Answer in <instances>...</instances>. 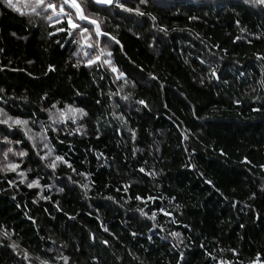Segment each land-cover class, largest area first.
<instances>
[{"label": "trees", "instance_id": "trees-1", "mask_svg": "<svg viewBox=\"0 0 264 264\" xmlns=\"http://www.w3.org/2000/svg\"><path fill=\"white\" fill-rule=\"evenodd\" d=\"M80 1L93 48L0 0V264H264V6Z\"/></svg>", "mask_w": 264, "mask_h": 264}, {"label": "snow or ice", "instance_id": "snow-or-ice-1", "mask_svg": "<svg viewBox=\"0 0 264 264\" xmlns=\"http://www.w3.org/2000/svg\"><path fill=\"white\" fill-rule=\"evenodd\" d=\"M3 3H5L8 7L12 8L13 10L17 12H21V14H24L21 11V8L19 6V0L17 2H14V0H2ZM96 3H103V4H111L113 3V0H95ZM141 2H145V0H141ZM248 2H252L259 5H264V0H248ZM31 3L34 4V6L31 7V11L33 13H36L39 15L40 13L37 12V9H42L44 12H47L48 10H51L52 15L47 16L48 20H51L53 16H61L63 15L65 17V21H58V22H66L67 27L66 28H60L58 31H66L69 35H73V33L78 29L79 35L81 38L85 41V45L88 48H93L94 45L92 43H88V41L91 38V33L89 32V29L85 26H83L79 21L85 22V24H91L94 25V31L97 36L104 35L100 32L99 24L95 19H92L88 15L84 14V9L81 7V4L78 2V0H57V2H53V0H31ZM29 4L26 2L25 7H28ZM65 6H67L72 11H66ZM120 7H123V5H119ZM138 11V10H137ZM143 15V13H140ZM85 55H89L88 53H85ZM104 55L103 52H101L100 55H96L94 58L90 57L87 61L88 66H91L92 64H95L97 62L101 61V57ZM107 55H111V53H108ZM261 59H264V57H261ZM103 63L108 65L111 68V71L113 73H117V79L121 78L123 76V73H120L119 70L112 65L110 60H103ZM143 103V101H141ZM55 107V105H53ZM67 113H71L73 116L76 113H79L81 116L86 115L84 113L83 109L73 108L72 106H68ZM65 112H61V117L65 116ZM0 115L6 116V119H0V124H7L9 127H12L13 125H27V120H20V119H13L11 116H7L6 113L3 112V109H0ZM11 121V123H9ZM31 139V137H29ZM9 142V141H6ZM45 148L48 147L47 144L44 145ZM8 152H12V149L9 148ZM52 152V149H48V154L50 155ZM3 155L6 157L7 153H3ZM18 155L24 156L27 155L25 152H19ZM44 159L45 157H41ZM56 161H63V157L56 156ZM70 166V165H69ZM19 167L18 164H8L6 166L7 169H10L12 171H16V169ZM49 167L55 168L56 163L53 162L49 165ZM143 171V169H141ZM21 176H23V173H20ZM28 187H39L38 181H33L28 184ZM139 199V197H137ZM155 217V214H153V217ZM5 236L8 235L7 232L4 233ZM173 236H178L179 233H173ZM15 247V246H13ZM25 259H27V254H25ZM253 264H260L259 257H257V260L253 262Z\"/></svg>", "mask_w": 264, "mask_h": 264}, {"label": "rangeland", "instance_id": "rangeland-1", "mask_svg": "<svg viewBox=\"0 0 264 264\" xmlns=\"http://www.w3.org/2000/svg\"><path fill=\"white\" fill-rule=\"evenodd\" d=\"M92 1H95V0H92ZM14 2H17V0H14ZM78 2L81 4V7L83 9L86 8V6H84L85 4H83L80 0H78ZM113 2H114V0H113ZM101 6H107V5H101ZM262 6H264V5H262ZM69 10H71V9H69ZM84 14L86 15L85 9H84ZM56 17L57 18H61V20L65 19V17L63 15H61V16H55V18ZM97 23L99 24L98 21H97ZM81 24L82 25H87L85 23H81ZM99 28H100V26H99ZM100 32H101V29H100ZM61 112H65L66 113L65 116L61 117V115H60ZM61 112L60 111H53L51 113L52 128L54 130H56V131L60 130L59 132H62L64 130H66L71 125H74L75 126V124H76V125L79 126L80 124L83 123V121L80 119V117L77 115V113L73 116L71 113H67V111H61ZM2 119H4V117H2ZM9 123H11V121ZM13 127L25 128V125H13ZM29 135H31L35 139V136H33L31 133H29ZM40 147L42 149L45 148L44 145H40Z\"/></svg>", "mask_w": 264, "mask_h": 264}, {"label": "water", "instance_id": "water-1", "mask_svg": "<svg viewBox=\"0 0 264 264\" xmlns=\"http://www.w3.org/2000/svg\"><path fill=\"white\" fill-rule=\"evenodd\" d=\"M99 5L101 4V5H107V6H109L108 4H103V3H98ZM112 4V3H111ZM81 23H85V22H83V21H80Z\"/></svg>", "mask_w": 264, "mask_h": 264}]
</instances>
